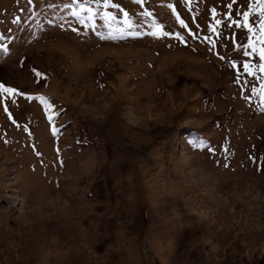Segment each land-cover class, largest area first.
<instances>
[{"label": "rangeland", "instance_id": "1", "mask_svg": "<svg viewBox=\"0 0 264 264\" xmlns=\"http://www.w3.org/2000/svg\"><path fill=\"white\" fill-rule=\"evenodd\" d=\"M104 2L0 0V264H264V0Z\"/></svg>", "mask_w": 264, "mask_h": 264}, {"label": "snow or ice", "instance_id": "2", "mask_svg": "<svg viewBox=\"0 0 264 264\" xmlns=\"http://www.w3.org/2000/svg\"><path fill=\"white\" fill-rule=\"evenodd\" d=\"M74 2H75V0H74ZM97 2H99V0H97ZM88 3H89V0H83V3H81L79 5V8L82 11L86 9L89 13H92L93 9L91 7H88ZM65 6L66 7H70L71 5H65ZM103 6L104 7H108L107 0H105ZM229 7H231V5H229ZM79 14H80L79 12L73 11V15L74 16H78ZM243 15H244V25L243 26L244 27H249V25H248V13L245 12ZM124 16H125V28H122L121 29L119 35H112L111 32H110L107 36H101L100 38L103 39V40H123V39H126L127 36H133V37L140 36L141 34L138 31H135V32L132 31L133 24H132V22L130 20L127 19L128 14L127 13H124ZM89 19H92V16L91 15L89 16ZM111 19H115V17H111ZM180 23L183 25V21H180ZM217 23H219V21H217ZM184 26L187 27L186 25H184ZM237 26H241V25L239 23H237ZM260 28H261L262 34H264V7H262V9H261ZM212 31H215V29H212ZM249 31L250 32L252 31V28L251 27H249ZM158 34L163 35V36L169 35V33L164 32L162 28L157 27V30L154 31V32H152L151 35L156 36ZM176 35H177V38L178 39H181V41L183 42V37H180L178 33ZM261 42L264 43V40H262ZM249 46L252 47L253 52L256 51L254 45L252 44L251 38L249 39ZM4 51L7 52V48L6 47L4 48ZM245 54L246 55H249L250 53H247L246 52ZM221 59H223V57H221ZM260 59L262 61H264V47H262L260 49ZM233 67H235V65H233ZM243 69H244L245 72H248L249 74H252L251 73V70H250V65L249 64H244L243 65ZM33 71H35V70H33ZM260 71L261 72H264V64H261L260 65ZM35 75L37 77H41L42 76V74L40 72H35ZM0 89H3L4 92L9 93V94H13V95L22 94V93H18L17 92V89H15V88L6 87L3 83H0ZM32 98L33 97H29V99H32ZM35 99H38L42 103L47 104V100L43 96L35 97ZM48 107H51V105H48ZM262 110H264V108H262Z\"/></svg>", "mask_w": 264, "mask_h": 264}]
</instances>
